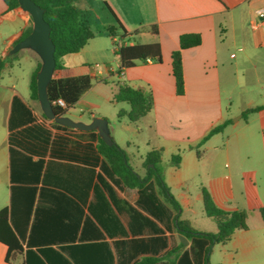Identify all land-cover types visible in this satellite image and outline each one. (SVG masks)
Wrapping results in <instances>:
<instances>
[{
  "label": "crops",
  "instance_id": "obj_1",
  "mask_svg": "<svg viewBox=\"0 0 264 264\" xmlns=\"http://www.w3.org/2000/svg\"><path fill=\"white\" fill-rule=\"evenodd\" d=\"M86 2L75 6L80 10ZM105 3L109 17L94 38L80 52L64 56V69L51 76L91 80L59 122L45 116L46 103L31 98L33 72L50 62L46 44L31 39L18 45L27 29L33 37L41 34L39 17L30 5L9 10L0 0V57L6 61L0 80V210L8 208L24 249L11 264H136L145 258L161 259L157 264H204L206 242L178 233L176 211L158 194L155 181L142 189L126 187L98 152V139L100 133L113 138L140 176L147 153L162 149L165 181L181 206V219L196 230L218 232L204 210L203 189L227 211L264 207V110L250 113L254 117L245 129L237 130L244 113L258 107L245 89V103L236 110L241 116L235 122L231 116L234 81L242 76L253 84L262 76L257 64L263 58L259 52L264 53V20L256 11L264 8V0ZM115 17L132 34L126 44L158 42L162 63H138L121 74L119 60L116 68L100 66L113 46L106 29L117 26ZM188 33L200 34L202 44L182 52L185 94L179 96L172 53ZM235 47L241 55L232 52ZM124 83L153 96L152 110L135 123L118 118L130 109L114 99ZM227 120L232 122L223 132L197 149ZM176 154L182 156L178 167L171 165ZM175 249L178 255H170ZM6 254L0 243V264H9ZM210 263L264 264V227L251 224L236 231L228 243L214 246Z\"/></svg>",
  "mask_w": 264,
  "mask_h": 264
},
{
  "label": "trees",
  "instance_id": "obj_2",
  "mask_svg": "<svg viewBox=\"0 0 264 264\" xmlns=\"http://www.w3.org/2000/svg\"><path fill=\"white\" fill-rule=\"evenodd\" d=\"M4 1L9 10H14L23 4L30 5L39 16L42 28L41 34L33 37L31 29H27L18 45L28 43L31 39L41 40L46 44L51 57L50 62L48 65H38L33 72L30 83L31 98L47 104L46 117L62 122V116L66 111L91 87V80L89 76L65 80L52 78L51 76L54 72L64 69V64L62 63L64 56L80 52L94 38L95 35L91 25L85 20L82 11L75 6L78 0ZM116 22L117 26L108 27L106 33L116 49L115 53L119 60L117 72L119 74L128 68L136 66L138 63H162V51L158 42L126 44L124 40L132 34L126 31L117 18ZM179 44L180 48L172 53V73L175 78L176 93L179 96H183L185 94V79L182 52L186 49L200 46L202 37L198 33L182 34L179 38ZM5 66L6 61L0 57V80ZM51 66L52 68L50 69ZM60 98L66 102V108L54 104V101ZM114 99L116 102H123L129 105L130 109L127 112L120 111L118 118L127 117L132 123L144 118L154 106L151 92H143L127 83L119 86ZM262 110H264V106H258L248 109L245 113H256ZM99 122L100 120H97L98 127ZM231 122V120H227L212 128L200 141L197 149L212 136L223 132ZM98 127L96 126V128ZM97 149L110 165L112 172L123 181L126 187L142 189L149 181H155L158 194L176 211L175 225L178 233L188 239H203L206 242L204 264H211L210 255L214 246L228 243L236 231L248 230L251 224L257 227H264V207L257 210L227 211L218 207L208 190L203 189L204 210L207 216L216 221L218 232L207 233L196 230L189 221L181 219V206L165 181L164 172L160 168L163 157L162 149H154L147 153L143 164L145 168L144 176H140L135 171L124 149L108 135L100 133ZM197 153L200 155L199 150H197ZM181 161L182 156L176 154L171 158V165L178 167ZM0 243L7 248L6 262L9 264L15 257L23 254L24 249L21 241L9 223L8 208L0 210ZM178 251V249H175L170 252V255L177 256ZM193 252H196V250L194 249ZM160 260L159 258H145L136 264H157Z\"/></svg>",
  "mask_w": 264,
  "mask_h": 264
},
{
  "label": "rangeland",
  "instance_id": "obj_3",
  "mask_svg": "<svg viewBox=\"0 0 264 264\" xmlns=\"http://www.w3.org/2000/svg\"><path fill=\"white\" fill-rule=\"evenodd\" d=\"M92 0H89V2H86V4H79V8L82 11V14L84 15V18L86 21H88L91 26H92V30L93 32H97L100 29V24L105 20V17H109V8L107 6V4L105 3V1L102 0H94V4L93 2H91ZM111 46V51L107 53L106 57H103L104 61H100L98 62V64L100 66H103V64H111L114 68L117 67L118 64V58L116 53L114 52V48L113 46L110 44ZM239 47H235L232 49V52L236 54V56L241 55L242 52H240L238 49ZM89 48H87L86 50V56L90 59V55H89ZM259 59L261 57L262 61H260L259 64H257L258 69L262 72V76L261 78L256 82V83H248L247 80H245L244 77L240 76L239 79H236L234 81V110L233 113H231V116H236L234 118H232V121L235 122V119L238 118L240 115V113H236V110L238 108H240L241 106L244 105L245 103V95L243 94V91L245 89L251 90L252 95L250 96V98L253 99L254 101V106H261L264 105V53L263 52H259L258 54ZM91 65H95L94 64H90ZM250 82V81H249ZM248 83V84H247ZM225 94H224V98H225ZM228 96V95H227ZM125 105V104H124ZM254 117L252 114H248L245 113L243 115V117L239 120L238 122V126H237V130H244L245 129V125H246V121L248 118ZM257 121V120H256ZM255 126L256 129H258V124H256ZM262 147V145H260L257 142V147ZM140 168V167H139Z\"/></svg>",
  "mask_w": 264,
  "mask_h": 264
},
{
  "label": "built area",
  "instance_id": "obj_4",
  "mask_svg": "<svg viewBox=\"0 0 264 264\" xmlns=\"http://www.w3.org/2000/svg\"><path fill=\"white\" fill-rule=\"evenodd\" d=\"M105 2L109 1V0H103ZM256 18L259 20V21H263L264 20V8H260L256 11ZM258 27V24L255 23L253 24V28L256 29ZM117 41V40H115ZM54 104L62 107V108H66L67 107V104L66 102L63 100V99H57L56 101H54Z\"/></svg>",
  "mask_w": 264,
  "mask_h": 264
},
{
  "label": "water",
  "instance_id": "obj_5",
  "mask_svg": "<svg viewBox=\"0 0 264 264\" xmlns=\"http://www.w3.org/2000/svg\"><path fill=\"white\" fill-rule=\"evenodd\" d=\"M32 7V6H31ZM33 8V7H32ZM34 9V8H33ZM35 10V9H34ZM35 12H36V10H35ZM37 14V13H36ZM38 16V15H37ZM39 17V16H38ZM41 25V24H40ZM47 47V46H46ZM50 57V56H49ZM51 58V57H50ZM52 68V66L50 67V69ZM180 239H181V242L182 243H184V244H187V240H186V238L185 237H183V236H180Z\"/></svg>",
  "mask_w": 264,
  "mask_h": 264
}]
</instances>
